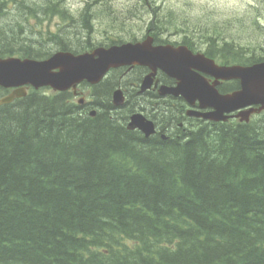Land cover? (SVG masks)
Wrapping results in <instances>:
<instances>
[{
  "label": "trees",
  "instance_id": "1",
  "mask_svg": "<svg viewBox=\"0 0 264 264\" xmlns=\"http://www.w3.org/2000/svg\"><path fill=\"white\" fill-rule=\"evenodd\" d=\"M13 1L36 18L56 5ZM163 3L144 6L155 42L178 36L226 65L264 61L255 8L247 19L220 21L219 4L207 14L194 0ZM81 22L88 28L87 13ZM67 36H18L1 21L0 58L45 59L123 42ZM120 71L94 87L95 117L70 92L30 91L0 107V264H264V116L199 122L162 139L183 111L165 101L150 116L159 133L144 138L126 128L141 103L122 111L110 104Z\"/></svg>",
  "mask_w": 264,
  "mask_h": 264
},
{
  "label": "water",
  "instance_id": "2",
  "mask_svg": "<svg viewBox=\"0 0 264 264\" xmlns=\"http://www.w3.org/2000/svg\"><path fill=\"white\" fill-rule=\"evenodd\" d=\"M152 41L148 37L142 42L97 48L79 55L58 52L44 61L0 59V86L21 87L0 100V105L25 96L24 85L35 89L50 86L58 91L75 90L82 81L97 84L110 68L140 65L151 70L142 82V91L150 88L152 78L160 70L178 81L176 87L161 86V95L181 96L190 105L197 100L200 109H213L208 113L191 111L188 115L219 122L226 121L230 113L241 110L237 116L247 121L252 112L264 110V62L251 66H219L203 54L193 55L184 46L154 47ZM199 73L213 76L215 81L210 84ZM218 80H238L240 89L221 95L215 88ZM114 99L116 105L122 101L120 91L114 93ZM254 106L259 107L254 109ZM244 109L247 110L242 111ZM128 128L140 130L145 137L155 132L153 123L138 114L130 118Z\"/></svg>",
  "mask_w": 264,
  "mask_h": 264
},
{
  "label": "rangeland",
  "instance_id": "3",
  "mask_svg": "<svg viewBox=\"0 0 264 264\" xmlns=\"http://www.w3.org/2000/svg\"><path fill=\"white\" fill-rule=\"evenodd\" d=\"M28 0H24V4ZM32 1V7L43 9L44 6L56 2L52 10H48L45 15H39L38 18L29 16L22 5H15V1L7 0L6 8L3 11L1 17L3 25H8L18 36H29L32 39L33 36H48V35H68L67 37L78 36L80 40H88L95 45L101 42L117 41V40H130L134 37L140 38L144 36L146 32L145 24L143 23V17L149 18V11L144 9L145 4H153L158 6L160 0H30ZM175 0H164V3H173ZM200 7L207 10V14H210L214 5L219 4V13L216 19L222 20H243L247 19L253 11L252 17L261 18V22L264 23V0H194ZM163 3V4H164ZM161 5V4H160ZM31 6L30 4L28 7ZM146 7V6H145ZM64 11L67 18H63V14H58L60 11ZM39 12L38 9H36ZM203 11V10H202ZM88 14V28L82 25L81 17L83 13ZM249 12V13H248ZM198 14V12H197ZM202 16H207L203 11ZM72 18L73 21H70ZM264 28V27H263ZM226 31L233 36L239 33V29L228 25ZM78 33V34H77ZM242 33V32H240ZM178 36H168V40L174 41ZM46 94H51L49 89L42 90ZM82 93L80 97L84 100H89L92 97L93 91L88 87L80 88ZM42 92V93H43ZM261 114L260 118L264 116Z\"/></svg>",
  "mask_w": 264,
  "mask_h": 264
},
{
  "label": "flooded vegetation",
  "instance_id": "4",
  "mask_svg": "<svg viewBox=\"0 0 264 264\" xmlns=\"http://www.w3.org/2000/svg\"><path fill=\"white\" fill-rule=\"evenodd\" d=\"M207 78H209V76H207ZM226 91H228V90H226ZM225 93H228V92H225ZM196 107V106H195ZM232 120H236L235 118L234 119H232ZM169 128L167 127V129L166 130H168Z\"/></svg>",
  "mask_w": 264,
  "mask_h": 264
}]
</instances>
